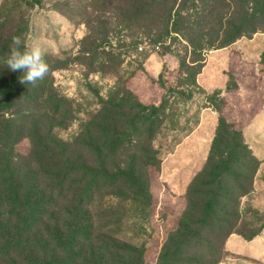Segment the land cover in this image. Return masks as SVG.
<instances>
[{
	"label": "trees",
	"instance_id": "1",
	"mask_svg": "<svg viewBox=\"0 0 264 264\" xmlns=\"http://www.w3.org/2000/svg\"><path fill=\"white\" fill-rule=\"evenodd\" d=\"M42 3L0 4V264H145V244L136 238L145 230L141 221L153 202L151 168L158 170L162 161L154 140L168 102L136 101L133 116L125 120L131 129L121 132L114 128L121 120L119 106L102 99L85 135L59 138L56 119L68 100L58 93L53 74L69 59L46 53L50 71L35 85L21 84L23 73L4 66L13 36L27 45V12ZM86 5L96 12V24L81 40L88 55L79 61L92 71L107 72L120 63L112 52L114 36L119 41L122 35L137 36L127 44L135 49L145 38L157 46L169 41L165 53L178 41L190 52L192 65L180 58L185 69L199 66L206 50L264 30V0H88ZM107 13H113L119 28L113 37ZM219 110L207 161L189 186L181 222L163 246L161 264H218L233 233L253 238L264 228L263 221L247 234L241 206L260 159L240 130L221 147L227 122ZM105 124L112 127H100ZM25 138L31 147L23 154L16 145ZM210 183L213 189L207 191ZM130 222L134 239L126 235ZM189 231L200 235L193 257L183 253L185 239L172 238Z\"/></svg>",
	"mask_w": 264,
	"mask_h": 264
},
{
	"label": "rangeland",
	"instance_id": "2",
	"mask_svg": "<svg viewBox=\"0 0 264 264\" xmlns=\"http://www.w3.org/2000/svg\"><path fill=\"white\" fill-rule=\"evenodd\" d=\"M87 3L88 0H43L29 9L26 43L31 46L42 42L45 53L70 61L53 74L58 93L68 100L65 112L56 119L55 132L62 140L71 141L91 129L87 124L101 107L102 99L119 106L121 120L114 128L123 132L131 129L125 120L133 116L136 101L159 105L166 98V117L154 140L162 161L158 170L151 168L153 202L141 221L145 230L136 238L145 244V264H161L163 246L181 222L189 186L207 161L219 125V109L227 122L221 147L240 130L260 159L251 189L241 202L249 234L264 221V30L243 36L227 47L206 50L199 66L182 69L181 57L192 65L184 44L177 41L173 50L165 53L164 45L169 41L157 46L145 38L141 39L142 47L135 49L127 44L137 36L122 35L120 41L112 36L119 28L113 13H107L113 30L112 52L120 63L107 72L92 71L87 63L79 61L88 55L82 51L81 40L87 36L88 27L96 24V12ZM196 69L200 72L196 73ZM228 84H232L231 89ZM16 147L26 154L31 146L25 138ZM209 189H213L211 183L206 188ZM132 229L130 222L126 228L128 238L136 237ZM184 233L172 238L174 242L185 239L188 244L183 253L193 257L198 253L194 249L200 235ZM187 247L191 248L188 252ZM225 248L227 252L218 264H264V228L253 238L233 233Z\"/></svg>",
	"mask_w": 264,
	"mask_h": 264
},
{
	"label": "clouds",
	"instance_id": "3",
	"mask_svg": "<svg viewBox=\"0 0 264 264\" xmlns=\"http://www.w3.org/2000/svg\"><path fill=\"white\" fill-rule=\"evenodd\" d=\"M45 55L42 42L28 46L20 36H13L9 52L4 58V66L12 72L23 73L19 79L21 84L35 85L50 71Z\"/></svg>",
	"mask_w": 264,
	"mask_h": 264
}]
</instances>
